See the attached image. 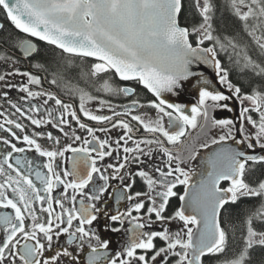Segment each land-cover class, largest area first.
<instances>
[{
  "label": "snow or ice",
  "instance_id": "1",
  "mask_svg": "<svg viewBox=\"0 0 264 264\" xmlns=\"http://www.w3.org/2000/svg\"><path fill=\"white\" fill-rule=\"evenodd\" d=\"M221 8L241 22L250 43L220 32ZM194 9L197 26L190 32L179 21L183 0H0L15 30L0 23V264H251V250L264 249V179H245L264 165V154L248 152L264 150V92L242 94L220 58L264 77V0H194ZM30 38L60 51L62 58L45 71L69 100L17 67L39 55ZM198 65L211 67L231 95L210 90ZM76 69L85 80L108 77L96 89L102 96L69 87ZM192 77H199V100L187 115L165 94L178 95ZM112 78L136 82L154 99L142 102L135 87L116 86ZM11 90L23 95L13 99ZM232 97L249 105L240 110L239 128L232 119L210 120L209 108L233 110L221 103ZM148 108L155 119L140 111ZM198 118L221 132L200 144L218 147L197 171L182 167L197 159V150L188 148L185 158L167 145L181 144ZM66 153H72L70 169L63 167ZM174 197L180 207L166 215ZM244 197L260 204L246 213L239 237H230L221 210ZM101 219L105 231L125 234L116 250L101 237Z\"/></svg>",
  "mask_w": 264,
  "mask_h": 264
},
{
  "label": "flooded vegetation",
  "instance_id": "2",
  "mask_svg": "<svg viewBox=\"0 0 264 264\" xmlns=\"http://www.w3.org/2000/svg\"><path fill=\"white\" fill-rule=\"evenodd\" d=\"M0 23L5 24L6 28L15 32V30L12 29L9 22L5 19L2 12H0ZM17 35L22 37L24 34H17ZM30 39H32V41L37 44L38 49H39V55L36 56L35 59L31 60V62H29L28 60L23 61L21 64L17 65V67H19L23 71H29L32 74L39 76L42 80V86L44 89L54 91L58 95H60V97L62 99L69 100L70 96L66 95L65 92L61 90V88L48 83V80L51 79V76L49 75L48 72L45 71V68L51 67L53 61H59L62 58L60 51L58 49H55L54 46L47 45L46 43H44L42 41L36 40L35 38H30ZM220 58L223 61V63L230 65L228 63V60L226 57H220ZM76 63L77 64L80 63L79 59L76 60ZM34 65H40V67H35ZM225 67H227V66H225ZM84 68L86 70L88 68V65L85 64ZM228 69H229L230 78H231V75L233 72H232V69L230 67ZM4 70H5L4 67H0V72H3ZM238 72L241 74L240 71H238ZM234 76H236V74ZM106 78H108V77L101 76L99 79L93 80L91 77H88L87 80H85V79L80 77L79 69H76L75 71L72 72L71 76L68 77L67 83H68L69 87L77 86L79 88L86 90L87 92H89L90 94H92L94 96H102V92H98L96 89L102 85L104 79H106ZM20 81H21V78L16 77V82H20ZM110 82L116 86L130 85V86L135 87L138 94H139L138 98L142 102H147L149 100L154 99V97L152 96L151 93H149L146 89L143 88L142 85H139L136 82H123V81H119L118 78H112ZM231 82L234 85L239 86L234 81L231 80ZM222 87L227 92V93H224L225 95H231L225 86H222ZM253 88H251L250 90L247 91V90H243L241 87L242 94H244V93L250 94L251 91L253 90ZM4 90H7V89H4ZM210 90H213V89H210ZM259 91L264 92V90H259ZM9 94L13 99L17 98L20 95H23L22 93H18L16 90H11L9 92ZM108 99H111L113 103L125 100V98H123V97H108ZM198 100H199V91H196L195 93H188L187 94V101L184 103L183 102L180 103V104L183 103L182 105L185 108V114L191 115L190 109L192 106H194L198 103ZM0 103H2V102H0ZM207 103L211 104V101H209ZM221 103H228L229 106L233 110L231 112H229L227 109L220 108V107L215 108V109L209 108L208 112H209L210 120L211 119H232L235 122L236 127L239 128L240 123H241L240 118H239L240 117V110L244 106H249L248 101H244V104L241 105L240 102L238 100H236L235 97H232L229 101L221 102ZM77 105H78V101H77ZM97 106L98 105H96L95 103L89 105V107H92L93 109H95ZM140 111H142V112L147 111L153 119L156 118L157 114H156L154 109L148 108V109H141ZM252 116L254 119L258 118L256 113H252ZM164 119L166 122L167 118L165 117ZM199 125H203V126L201 127ZM245 128L248 132L254 131L251 128V126L247 125L246 123H245ZM53 131H55V130H53ZM220 132H221V130L219 128H214L211 126L210 121L208 123H205L201 118H198V127L197 128H186L185 136L181 138V140H182L181 144H177L175 146H173V145H167V146L170 147L174 152L179 149L181 155L185 158H187V156H188V151H187L188 148H193V149L197 150L199 153V155L197 156V159L195 161H189L188 163L183 164L182 167H185L186 169L191 167L192 169L198 171L199 168L201 167V164H200L201 159L204 156H206L208 154L207 152L210 150V149L200 148V144H202L206 141H209L214 136L218 137ZM99 135H103V134H99ZM115 135H117V133L114 131L113 136H115ZM237 136L239 138L238 134H237ZM228 143H232V142L229 141ZM213 147H215V145L212 146V148ZM248 152H249V154H257V155L264 154V150H261L259 148L254 149V150H248ZM71 156H72V153H66V158L63 161V167L64 168H68V169L71 168V161L69 159H67L68 157H71ZM109 160H110V158H106V162H108ZM196 179H198V177L194 176L193 182H195ZM245 179L248 182H255V181H258L260 179H264V165H256L252 171L246 172ZM112 183L116 184L117 182L113 181ZM137 183L138 184L140 183L138 178H137ZM221 186L226 187L227 182H222ZM133 190L134 191L139 190V188H134ZM177 191L180 194H183L184 186H182V185L178 186ZM122 204L126 205L127 202L126 201L122 202ZM259 204H260V198L244 197V198H240L235 204L229 203V204L225 205V208L221 210V216H220V219L223 222V226L225 227V229H226L227 225L232 224L229 221V218L232 215H234L236 213L237 216H240L241 224H243V222L245 220L246 213L249 210H255V208L258 207ZM109 206L113 209H115L117 207V205L115 204L114 197L109 200ZM179 207H180V201L177 197H174L171 199L169 207H168L165 214L169 215ZM0 211H5V210L0 209ZM7 211L10 212L11 210H7ZM104 223H105V221L103 219H101V221L99 222L101 237L103 239H109L111 241L110 248L112 250H116L120 246V244L123 243V241L125 240V238H126L125 234H124V232L113 233L110 230L105 231L103 229ZM114 226L118 227L119 225H114ZM128 226L129 225L127 223H125L124 227L127 228ZM157 227H158V225H157ZM170 227L172 228L173 231H175L179 227V224H178V222L173 221L171 223ZM239 235L237 237H239ZM64 239H65L64 237H61V240H64ZM156 243H157V246H160L162 244V242H160L159 240ZM258 249H260V248L257 247L256 249L251 250V253H253L255 250H258ZM228 256L229 257L231 256V251H229ZM254 262H255V260H254ZM254 262H253V264H256V262L255 263ZM212 264H216V262L213 261Z\"/></svg>",
  "mask_w": 264,
  "mask_h": 264
},
{
  "label": "trees",
  "instance_id": "3",
  "mask_svg": "<svg viewBox=\"0 0 264 264\" xmlns=\"http://www.w3.org/2000/svg\"><path fill=\"white\" fill-rule=\"evenodd\" d=\"M183 3L184 10L179 17V21L181 26L188 27L189 31L191 32L192 28L197 26L194 24V17L198 16V13H195L194 0H183ZM220 3L223 5L224 0H220ZM221 16H226V20H221ZM225 23L228 25L226 29L224 27ZM217 27L220 29L222 34L232 36L236 33H239L237 40L241 44L245 41H248L249 43L251 42L250 38L247 37L246 33L243 32V25L241 22H239L235 17H231L230 13L225 14L223 8H221L220 12L217 14ZM221 57L225 56L222 55ZM253 58H255V56ZM224 66H227L228 68L230 67L232 69L233 73L230 79L242 87L243 90L248 91L253 87L258 90H264V77H255L253 74L247 72L240 74L238 70L232 65L224 63ZM235 74L236 76H234ZM229 221L232 223L226 226L229 236L231 237L234 232L235 235L238 236L243 226V224H241L240 216H237L235 213L229 218ZM254 260L256 264H261V262L264 261V249H258L251 253V264H253Z\"/></svg>",
  "mask_w": 264,
  "mask_h": 264
},
{
  "label": "water",
  "instance_id": "4",
  "mask_svg": "<svg viewBox=\"0 0 264 264\" xmlns=\"http://www.w3.org/2000/svg\"><path fill=\"white\" fill-rule=\"evenodd\" d=\"M196 70L199 73H202L205 78L209 79L211 81V88L217 91H220L222 93H227L218 83L217 77L215 76L214 70L211 67L205 66V65H198L196 66ZM199 77H192L188 81L183 82L184 87L179 91V94L176 96H172L171 94H165V98L169 100V102L173 103H181L187 101V94L188 93H195L199 90L200 85L198 84ZM187 93V94H186ZM182 103V104H183ZM218 146L213 147L210 149L207 153L209 154L214 148Z\"/></svg>",
  "mask_w": 264,
  "mask_h": 264
}]
</instances>
